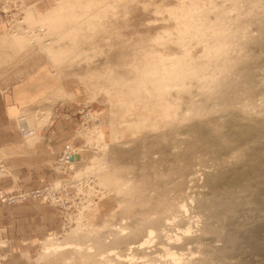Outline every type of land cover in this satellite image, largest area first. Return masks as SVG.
<instances>
[{
    "label": "rangeland",
    "instance_id": "1",
    "mask_svg": "<svg viewBox=\"0 0 264 264\" xmlns=\"http://www.w3.org/2000/svg\"><path fill=\"white\" fill-rule=\"evenodd\" d=\"M35 1L0 0V264H264L251 232L200 203L212 177L247 161L235 131H264V0ZM38 136L64 146L41 166L29 155ZM26 205L43 209L44 236L13 247L4 225L19 235ZM263 210L248 222L263 224ZM46 242L70 247L46 254Z\"/></svg>",
    "mask_w": 264,
    "mask_h": 264
},
{
    "label": "bare ground",
    "instance_id": "2",
    "mask_svg": "<svg viewBox=\"0 0 264 264\" xmlns=\"http://www.w3.org/2000/svg\"><path fill=\"white\" fill-rule=\"evenodd\" d=\"M248 108V107H247ZM230 111V110H229ZM247 111V110H246ZM231 114V112H230ZM229 115V114H228ZM227 115V116H228ZM238 115V114H237ZM234 116V115H233ZM236 117V115H235ZM264 118V117H263ZM254 119V116H253ZM264 120V119H263ZM262 120V121H263ZM254 121V120H253ZM260 121V120H259ZM261 122V121H260ZM209 123V122H208ZM236 124V123H235ZM252 124V123H251ZM254 124V122H253ZM257 124V123H256ZM204 125V124H203ZM206 125V124H205ZM264 125V124H263ZM207 126V125H206ZM248 127V128H247ZM245 128H239L237 129L236 134H237V141L235 142L237 144L236 146V151L238 150L242 156L244 154V152L246 153L245 157L247 158L246 163H244L243 165H238V166H234L237 168H234V171L232 173H222L220 174L219 177H215V178H209L210 180L208 181L209 183V191H207V193H204L205 195L203 196L204 199L202 200L201 203V207L202 209L205 211V213H207L213 220H215L216 222L220 223V224H225L228 221L233 222V224L235 225L234 227H238L239 226V230L245 229V231L248 233H252V236H249V239L252 241V246L256 249L262 250L264 251V244H258L255 242V236H262V232L264 233V223L261 224V222H255L254 224L250 223V221L248 222V220L252 219V216H254L256 214H254V207L255 209H259L262 210L264 209V131H262L263 129H259V127L257 128L256 126H250L249 124L248 126ZM262 127V126H261ZM238 128V127H237ZM259 129V130H257ZM215 130V129H213ZM217 130V129H216ZM262 131V132H261ZM215 132V131H214ZM233 134V133H232ZM231 134V135H232ZM208 136V135H207ZM217 137V136H216ZM232 137V136H231ZM218 138V137H217ZM219 139V138H218ZM254 141H258L259 144L260 142L262 143L261 146L258 144V146H254L252 145V142ZM217 142V141H216ZM256 142V144L258 143ZM255 144V145H256ZM263 145V146H262ZM224 149V148H223ZM226 149V148H225ZM235 151V150H234ZM235 151V152H236ZM238 153V152H237ZM240 155V156H241ZM245 155V154H244ZM242 161V160H241ZM244 162V161H243ZM240 163V162H239ZM238 163V164H239ZM242 164V163H241ZM190 169V168H189ZM231 169V168H228ZM188 170V169H187ZM232 170V169H231ZM186 171V170H185ZM192 172V171H191ZM197 172V170H196ZM203 172V171H202ZM204 173V172H203ZM207 175V174H206ZM212 175V174H211ZM219 175V174H218ZM181 176V175H180ZM194 176V175H193ZM198 176V175H197ZM215 176V175H214ZM190 177H192L190 175ZM209 177V175H208ZM189 178V177H188ZM195 178V177H194ZM190 179V178H189ZM185 180V179H184ZM197 180V179H196ZM187 181V180H186ZM198 182V181H197ZM196 182V184H197ZM206 182V181H205ZM185 183V182H184ZM189 184V183H188ZM206 185V184H205ZM188 186V185H187ZM196 186V185H195ZM190 188V187H189ZM201 189V187H200ZM187 190V189H185ZM195 191V189H194ZM203 191V190H202ZM206 191V190H205ZM185 192V191H184ZM189 192V191H188ZM197 192V191H196ZM199 193V192H198ZM203 193V192H201ZM182 194V193H180ZM185 194V193H184ZM192 195V194H191ZM201 195V194H199ZM187 197V196H186ZM189 197V196H188ZM197 197V195H196ZM202 197V196H201ZM183 199V198H182ZM189 199V198H188ZM201 199V198H200ZM175 200V199H174ZM177 203V202H176ZM183 203V202H182ZM179 204V203H178ZM177 204V205H178ZM185 205V204H184ZM197 205H199L197 203ZM170 206V205H169ZM178 207V206H177ZM188 207V206H187ZM171 209V208H170ZM169 209V210H170ZM173 209H175L173 207ZM182 209V208H181ZM183 209H186V207H184ZM198 209V208H197ZM179 210V209H178ZM194 211V209H192ZM158 211V210H156ZM180 211V210H179ZM196 211V210H195ZM199 211V210H198ZM264 211V210H263ZM178 212V211H177ZM197 212V211H196ZM258 212V211H257ZM176 213V212H175ZM198 213V212H197ZM253 213V214H252ZM261 213V212H258ZM156 214V213H154ZM170 214V213H169ZM200 214V213H199ZM202 214V213H201ZM205 215V214H203ZM144 217V216H142ZM162 217V216H161ZM170 217V216H169ZM255 217V216H254ZM148 218V217H147ZM166 218V217H165ZM178 218V217H177ZM243 218V219H242ZM162 220V218H160ZM176 219V218H175ZM263 219V218H262ZM144 222L145 219H143ZM168 220V219H167ZM202 220V219H201ZM156 221V220H155ZM159 221V220H158ZM163 221V220H162ZM170 221V220H169ZM174 221V220H173ZM172 221V222H173ZM207 221H209L207 219ZM214 221V222H215ZM253 221V220H252ZM261 221V220H260ZM166 222V221H165ZM171 222V223H172ZM196 222V221H195ZM194 222V223H195ZM211 222V221H210ZM213 222V223H214ZM154 223V222H153ZM156 223V222H155ZM163 223V222H162ZM170 223V222H168ZM192 223V222H191ZM206 223V221H205ZM260 223V224H259ZM216 224V223H215ZM166 225V224H164ZM168 225V224H167ZM214 225V224H213ZM218 225V224H217ZM147 226V225H146ZM169 226V225H168ZM185 226V225H184ZM211 226V225H209ZM220 226V225H219ZM218 226V227H219ZM224 226V225H223ZM233 226V225H232ZM165 227V226H164ZM187 227V226H186ZM213 227V226H212ZM221 227V226H220ZM228 227V226H227ZM146 228V227H145ZM167 228V227H165ZM193 228V227H192ZM202 228V227H201ZM206 228V227H205ZM211 228V227H210ZM176 229V228H175ZM184 229V228H182ZM180 229V230H182ZM187 229V228H186ZM191 229V228H190ZM207 229V228H206ZM209 229V227H208ZM218 229V228H217ZM222 229V228H221ZM224 229V228H223ZM178 230V229H177ZM199 230V229H198ZM197 230V231H198ZM226 230V229H224ZM223 230V232H224ZM236 230V229H234ZM238 230V231H239ZM131 231V230H130ZM169 231V230H168ZM184 231V230H183ZM189 229L188 231L185 230V234L184 236L189 233ZM209 231V230H208ZM232 231V230H231ZM207 232V231H206ZM215 232V231H214ZM228 232V231H227ZM226 232V234H227ZM242 232V231H241ZM135 233V232H134ZM164 233V232H163ZM173 233V232H172ZM201 233V232H199ZM211 234V229L210 232ZM216 233V232H215ZM217 233H219V230L217 231ZM230 233V232H228ZM239 232H236L232 235V240H234L233 242H235L236 238L239 236ZM147 234H149L147 237L148 238H139V240L135 241L132 243L131 247L132 249L136 250V251H142L144 249V247L149 244V242H151L152 239V235L154 234L153 230H151L150 232H148ZM175 234V233H174ZM177 234V233H176ZM175 234V235H176ZM198 234V233H197ZM203 234V232H202ZM201 234V235H202ZM208 234V233H207ZM206 237H209L207 236ZM209 234V235H210ZM222 234V233H221ZM144 235V234H143ZM155 235V234H154ZM159 235V234H158ZM172 235V234H171ZM181 235V234H180ZM229 235V234H228ZM168 236V234H167ZM166 236V237H167ZM178 236V235H177ZM192 236V235H191ZM218 236V235H217ZM216 236V237H217ZM222 236V235H221ZM224 236V234H223ZM181 237V236H180ZM205 237V238H206ZM226 237V236H225ZM223 237V238H225ZM169 238V237H168ZM175 238V237H174ZM173 238V239H174ZM179 238V237H178ZM203 238V237H202ZM227 238V237H226ZM262 238V237H261ZM172 239V240H173ZM176 239V238H175ZM180 239V238H179ZM213 239V238H212ZM221 239V237H220ZM264 239V238H263ZM50 239H48L47 241H49ZM167 240V239H166ZM165 240V241H166ZM171 240V241H172ZM222 240V239H221ZM244 240V239H242ZM184 241V240H183ZM219 241V240H218ZM217 241V242H218ZM230 241V240H229ZM238 241V239H237ZM264 241V240H263ZM182 242V241H181ZM205 242V241H204ZM222 242V241H221ZM232 242V241H231ZM249 242V241H248ZM179 243V242H178ZM216 243V242H215ZM261 243V242H260ZM45 245L43 246V252L46 254L52 253V252H58L61 250H65L68 249L70 247V245H62L61 243H50V242H46L44 243ZM167 244V243H166ZM193 244V243H192ZM191 244V245H192ZM198 244V243H197ZM214 244V243H212ZM242 244V242H241ZM245 244V243H244ZM243 244V245H244ZM187 246V244H185ZM190 245V244H188ZM201 245V244H200ZM228 245V244H227ZM72 246V245H71ZM168 246V245H167ZM223 247V245H221ZM164 247V246H163ZM174 247V246H173ZM190 247V246H189ZM214 248H216L218 250V254H222L223 255V248L219 247V245L217 246L216 244H214V246H212ZM237 247V246H236ZM244 247V246H243ZM158 248V247H157ZM185 248V247H183ZM198 248V247H197ZM196 248V249H197ZM201 248V246H200ZM251 248V247H250ZM165 249V248H164ZM168 249V248H167ZM206 249V248H205ZM224 249H226V247L224 246ZM229 249V248H227ZM244 249V248H243ZM79 250V248H78ZM174 250V249H173ZM186 250V249H185ZM188 250V248H187ZM186 250V251H187ZM216 250V251H217ZM239 250V249H238ZM252 250V249H251ZM190 251V249H189ZM207 251V250H206ZM211 251V250H210ZM112 252V251H111ZM168 254L171 255L174 260H182L185 256V254L187 253H175V252H170L168 251ZM166 252V253H167ZM193 252V251H192ZM190 252L188 253V255H193V253ZM197 252V251H196ZM202 252V251H201ZM212 252V251H211ZM215 250H213V254H214ZM241 252V251H240ZM244 252V251H243ZM114 253V252H113ZM159 253V252H158ZM207 253V252H206ZM264 253V252H263ZM165 254V253H164ZM196 254V253H195ZM194 254V255H195ZM217 254V253H215ZM111 255V253H110ZM115 255V254H114ZM201 255V254H200ZM210 255V254H209ZM217 255V256H220ZM262 255V254H261ZM117 256V255H116ZM150 256V255H149ZM214 256V255H213ZM171 257V258H172ZM186 257V256H185ZM190 257V256H189ZM188 259H192L191 257ZM205 257H207L205 255ZM130 259V257H128ZM193 258H195L193 256ZM197 258V257H196ZM204 259V257H202ZM201 258V259H202ZM220 258V257H219ZM242 258V257H241ZM118 260H122L120 259V256L117 257ZM126 259V258H123ZM187 259V260H188ZM208 259V258H207ZM211 259V257H210ZM223 259V258H221ZM243 259V258H242ZM245 259V258H244ZM254 259V258H253ZM71 260V259H70ZM173 260V261H174ZM205 260V259H204ZM225 260V259H224ZM237 260V259H236ZM67 261V260H66ZM123 261V260H122ZM172 261V262H173ZM198 260L195 259L194 262L196 263ZM202 261V260H201ZM213 261V260H212ZM71 262L68 259V263ZM128 262V261H127ZM162 262V261H161ZM175 262V261H174ZM181 262V261H180ZM187 262V261H186ZM190 262V261H188ZM199 262V261H198ZM238 262V260H237ZM261 262V261H260ZM152 263V262H151ZM163 263V262H162ZM165 263V262H164ZM224 263V262H223ZM264 263V262H263ZM67 264V263H65ZM161 264V263H160ZM177 264V263H176ZM189 264V263H188ZM194 264V263H192Z\"/></svg>",
    "mask_w": 264,
    "mask_h": 264
},
{
    "label": "crops",
    "instance_id": "3",
    "mask_svg": "<svg viewBox=\"0 0 264 264\" xmlns=\"http://www.w3.org/2000/svg\"><path fill=\"white\" fill-rule=\"evenodd\" d=\"M35 3H36L35 4L36 8L39 9L38 5L42 4V0H36ZM1 20H0V43L2 42L3 38L6 36V31L3 28V23L1 22ZM4 54H6V49L4 48L3 45H0V56ZM39 74H40V70H39ZM32 78H33V83L30 86H34V87L37 86V88H39L40 86L43 85L40 82L39 83L36 82L38 81L37 78H39V76L36 78V76L33 75ZM20 84L18 85V82L13 83L12 86H15V94L17 93L16 87L22 86ZM40 91L41 90L38 89V92L36 93L40 94L41 93ZM50 129L51 128H47V127L44 129H41L39 131V135L40 136L42 135L43 137H45L46 135L49 134ZM56 129H57V126H56ZM38 139H39V136L36 140L33 141L34 142L33 144L29 145V153H30L29 155H31L32 161H35V160L37 161V165L39 166L43 165V163L47 162L48 160H51L52 158H54L56 152H59L60 150L64 149L63 139L61 136L53 140V146H51L52 150H49V146L48 144H46V142H44V140L38 141ZM41 152H47L45 154L46 157L41 155ZM16 211L17 213L14 212L16 213L14 214V216L17 215V217L21 219L23 230L19 235L15 236V229H16L15 224H13V226L9 224L4 225L6 226V231H7V234L4 235V237L7 240V242L10 243V245L15 247V243H14L15 240H17L18 244H21L27 241L34 243L37 240H39L42 236H44V234L36 233L37 230L45 226V223H44L45 217L42 216L44 214L43 209H41L40 207L37 208V206L31 208L26 205L25 207H22L21 210H16ZM29 217L32 218V220L38 221L40 224L38 223L32 224L30 226L31 229H30V232H28L29 233L28 234V233H25L27 225H24V223L30 220Z\"/></svg>",
    "mask_w": 264,
    "mask_h": 264
},
{
    "label": "built area",
    "instance_id": "4",
    "mask_svg": "<svg viewBox=\"0 0 264 264\" xmlns=\"http://www.w3.org/2000/svg\"><path fill=\"white\" fill-rule=\"evenodd\" d=\"M24 132H25V134L27 135H31V133L29 134V132L27 131V130H24ZM28 132V133H27ZM27 135V136H28ZM74 156V150L71 148V146H67V149H66V151H65V154H64V156H63V158H62V160H64V161H71V158ZM2 197H7L6 195H2Z\"/></svg>",
    "mask_w": 264,
    "mask_h": 264
}]
</instances>
